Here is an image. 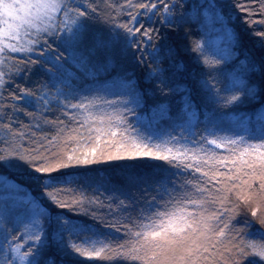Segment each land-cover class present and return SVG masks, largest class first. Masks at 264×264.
Masks as SVG:
<instances>
[{"label":"snow or ice","instance_id":"6c2138e0","mask_svg":"<svg viewBox=\"0 0 264 264\" xmlns=\"http://www.w3.org/2000/svg\"><path fill=\"white\" fill-rule=\"evenodd\" d=\"M248 3L254 7H246L244 0H123L122 5L105 0V11L93 0H0V88L14 74L35 76L32 87L13 84L19 93L8 92L13 112L32 116L15 102L30 105L35 100L40 106L55 99L77 110L67 116L81 121L72 128L62 126L55 151L39 145L25 149L13 136L14 143L0 154V164L28 177V184H21L0 175V264H65L70 254L111 264H264V233L249 239L248 220L232 227L241 205H251L252 217L264 226V51L257 56L251 49L240 50L233 11L238 10L242 26H251L253 14L264 13V0ZM124 7L130 11L121 19ZM259 22L264 24V18ZM210 32L227 37L222 48L208 47ZM251 35L264 41V30ZM185 52L201 66L199 103L179 82ZM129 58L145 66L144 85L125 78L122 64ZM225 64L231 67L222 71ZM105 81L119 85L120 94L108 91ZM81 91L90 95L81 96ZM149 100L153 120L171 121L173 130L183 131L203 114L204 143L189 141L197 145L190 148L178 142L186 137L141 131L134 109L149 106ZM7 115L11 119L12 112ZM225 121L229 127H220ZM3 127L15 131L11 123ZM139 158L194 169L201 177L180 180L178 192L176 185L164 187L163 177L137 172L135 165L144 163ZM77 166L119 169L107 178V214L130 207L128 191H140L141 184L149 188L150 180L168 199L143 194L147 207L135 219L119 218L129 219L123 225L128 238L115 243L96 223H103V217L93 210L102 200L88 194L94 179L76 184L70 176L88 170ZM113 221L111 227L118 228L115 216Z\"/></svg>","mask_w":264,"mask_h":264},{"label":"trees","instance_id":"16d2710c","mask_svg":"<svg viewBox=\"0 0 264 264\" xmlns=\"http://www.w3.org/2000/svg\"><path fill=\"white\" fill-rule=\"evenodd\" d=\"M94 3L100 5L101 9L107 11L105 8V0H93ZM110 4L122 5L123 0H107ZM133 2H139V0H133ZM261 0H256V4L258 5ZM244 4L246 7H254L251 3H248V0H244ZM112 11H115L113 9ZM130 11L127 7H124L122 12L119 14L120 18L123 19L127 16V13ZM234 12H237V20L234 22V27L240 33V50L251 49L257 56L264 51V41H260L256 37L252 36L251 33L257 30H264V24L260 23L259 20L264 18V13L256 12L253 14V18L256 21L253 25H241L239 22V13L238 10L233 9ZM102 27H105L103 21L100 22ZM188 25H184V28H187ZM192 34L195 35V38L199 39V33L197 32L195 26H192ZM220 33L210 32L207 36L208 47L215 49L213 45V39L215 35ZM222 36V34H220ZM191 39V35L189 37ZM222 43L227 39V37H222ZM13 55L23 57V54L15 53ZM183 59L185 61V69L183 72L182 79L179 81L182 84L187 85L192 92L193 98L199 103L201 93L199 91L197 80L199 79V74L201 72V66L195 59L194 54L185 52L183 53ZM124 69L125 78L131 80H138L140 85H144V65H138L130 58L122 64ZM231 67L230 64H225L222 71H227ZM35 80V76H31L30 78H25L22 75L14 74L12 80L9 83H6L3 88H0V154H3V150L9 146H11L13 141V136L16 137L15 143L22 144L25 149H35L37 145H39L42 150L55 151L56 147L59 146L61 142V138L63 136L62 126H67L68 128H72L77 123H81V121H73L70 117L67 116V112L69 111H77L74 109H69L66 106L62 105L59 101L52 99L49 101L47 105H44L41 102L40 106L36 105L35 100L30 105H22L18 101L15 102L19 107L27 109V112L33 113L32 116H28L23 111L13 112L12 105L13 100L8 96V92L16 91L19 93L18 88H14L13 84H24L27 87H32L31 81ZM108 87V91H115L117 95L119 92V85H113L111 81H105ZM84 83H81L79 87L81 89L84 88ZM104 100H110L112 97L109 95H104L103 93H97ZM81 96H88L90 93L88 91H81L79 93ZM78 98V97H77ZM147 107L142 106L141 108L134 109L137 113H139V119L141 120V131H146L148 134L163 136L170 132L171 135L179 137H186V139H178V142L181 144H187L188 147L197 146L195 143H189V141L199 143H204V141L200 140V136L204 135L203 129L206 126L205 118L203 114H199L197 117L191 119L188 124H186L184 130L182 131L180 128L172 129L171 121H156L153 120L151 116V100H149ZM176 105H173V112H175ZM204 109L201 107L200 112L203 113ZM12 112L11 119H9L7 113ZM129 123L133 124V127H137L136 124L133 123V117H127ZM185 120L188 121V117L185 116ZM5 123H11L12 129L15 131L9 130L8 128L3 127ZM24 125L23 128L20 126ZM220 127L227 128L229 127L228 122L225 121L224 124L220 125ZM236 134H242L237 132ZM23 137L22 139L20 137ZM57 137L56 140H53V137ZM207 148H211L213 151L217 153H226L227 149H220L214 145H206ZM144 161V163H138L135 165V170L141 174L148 173L156 177L157 179L163 177L160 180V183L163 184L164 187H170L172 185H176L177 191L179 192L181 189L179 187V181L184 180L187 181L189 179H194L199 181L201 177V173H196L194 169H187L184 167H177L176 165L167 164L164 161L154 160L153 158H139ZM80 168H87L88 170L74 172L71 173L70 176L74 183L80 184L85 181L86 177H92L94 179V183L89 184L88 194L97 195L98 198L102 200L101 206L98 208H94V211H98L99 215L103 217V223L97 221V226L101 233L111 239L115 243H120L122 240L127 239V234L123 231V225L129 223V219L120 220L119 218L122 215H127V217L131 219H135L137 213L140 211L142 207H147L148 201L146 196L143 194H147V196H156L157 201L168 199L167 195H164L161 192V189L157 187L155 183L151 180L148 182L150 184L149 188H145L144 184L139 185L140 191L135 189L128 191V196L131 197L133 203L130 207H127L122 212L116 211L112 214L109 213V209L107 207V202L103 200L104 196L110 195V193L106 192L105 189L109 188L110 185L107 182V178L110 175H113L115 172H118L119 169H105L102 167L93 168L92 166H77ZM221 171L225 169L221 168ZM0 175L8 177L9 180H13L19 182L21 184H28V177L26 175H22L17 172L15 169L9 168L0 164ZM208 179V178H205ZM219 179V178H218ZM215 181L206 184L208 189L212 188V184ZM100 185H103L101 187ZM31 187V185H29ZM191 188V185L188 188L183 189V191H188ZM98 189V190H97ZM3 190L0 189V192ZM251 205H241V211L238 215L234 217V223L232 227L238 228L240 225L244 223L245 220L250 221L251 227L249 228L248 238L249 239H259L261 233H264V226L259 223V217H252L250 212ZM63 211V210H62ZM69 215L75 216L76 214L68 213ZM264 214V213H261ZM113 216H115L116 220L119 221L118 228L111 227L113 221ZM80 220H87L88 217H78ZM105 225H108L105 227ZM119 229V230H118ZM231 231V228L228 230ZM234 234V233H233ZM229 237L226 235L225 240ZM65 264H111V262L103 260L101 258H85L78 257L75 254H70L65 258ZM114 264H131L129 261H116Z\"/></svg>","mask_w":264,"mask_h":264},{"label":"rangeland","instance_id":"374dc122","mask_svg":"<svg viewBox=\"0 0 264 264\" xmlns=\"http://www.w3.org/2000/svg\"><path fill=\"white\" fill-rule=\"evenodd\" d=\"M218 37H222V36L220 34L214 36L213 45H212L214 48H222L223 47V43H222L223 39L218 40L217 39ZM0 195H3V191L0 192Z\"/></svg>","mask_w":264,"mask_h":264}]
</instances>
